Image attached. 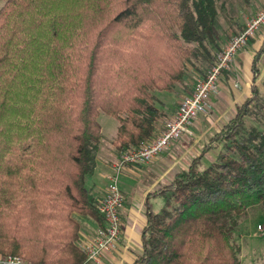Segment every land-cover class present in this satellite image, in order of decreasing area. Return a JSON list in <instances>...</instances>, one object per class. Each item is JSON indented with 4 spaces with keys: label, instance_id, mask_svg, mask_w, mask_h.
Masks as SVG:
<instances>
[{
    "label": "trees",
    "instance_id": "trees-1",
    "mask_svg": "<svg viewBox=\"0 0 264 264\" xmlns=\"http://www.w3.org/2000/svg\"><path fill=\"white\" fill-rule=\"evenodd\" d=\"M216 0H6L0 7V254L29 264H82L77 216L103 226L85 185L101 138L118 121L117 152L138 148L187 62H215ZM264 41L253 58L256 66ZM205 76V75H204ZM264 111L256 85L188 167L152 195L134 264H240L238 220L264 208ZM226 151L205 162L213 144ZM148 206V201H146Z\"/></svg>",
    "mask_w": 264,
    "mask_h": 264
},
{
    "label": "crops",
    "instance_id": "crops-1",
    "mask_svg": "<svg viewBox=\"0 0 264 264\" xmlns=\"http://www.w3.org/2000/svg\"><path fill=\"white\" fill-rule=\"evenodd\" d=\"M242 27L243 25L241 27L236 26L234 30H229L228 33H225L221 37V41H219L220 45L227 42L226 40L231 35L239 32ZM261 35L262 33H259L249 46L235 55L231 69L224 71L219 78L218 91L210 97V108L206 113L197 117L189 126L188 132L184 134L183 138L173 142L165 152L140 168L135 165H127V167L123 168L119 188L124 200L120 211V233L115 248L103 253L98 261L85 260L82 264H134L137 256L143 252L142 230L147 222L148 207L153 212H158L165 203L163 196L152 194L157 192L163 185L168 184L178 171L188 167L190 160L200 152L209 138L220 130L222 125L235 114L237 105L250 96L252 86H257V80L253 83L252 79V65L254 55L264 41V38H262V42L259 44ZM259 61L256 64L257 67L259 66ZM190 70L191 73L187 74L183 83L176 84L173 91L154 92L157 97L156 106L162 112L156 121L154 135L164 129L166 122L175 114L181 99L192 92L195 80L198 81L205 75L199 74L193 68ZM158 95H162V97L160 98ZM213 119L219 124L215 127V132L212 135L210 134L205 144L196 153L192 154L188 159H183L184 164H181L182 162H180L179 158L184 154L186 142L188 143L194 137H199L203 132L202 127ZM106 151L97 149L94 170L86 178L85 185L95 202L105 194L108 183L107 174L111 171V164L118 159L119 152L115 149L114 151ZM146 201H148V206ZM77 217L80 224L77 244L81 248L85 243L92 240L97 228L100 226L90 217Z\"/></svg>",
    "mask_w": 264,
    "mask_h": 264
},
{
    "label": "built area",
    "instance_id": "built-area-1",
    "mask_svg": "<svg viewBox=\"0 0 264 264\" xmlns=\"http://www.w3.org/2000/svg\"><path fill=\"white\" fill-rule=\"evenodd\" d=\"M263 28L264 3L245 20L242 29L222 46L215 62L208 68L205 76L197 81L192 92L181 99L175 114L166 122L164 129L138 148L119 152L117 162L111 165V172L107 175L105 194L96 202V208L103 218V226L97 228L92 240L81 247L86 260L98 261L103 253L115 248L120 233V211L124 200L119 188L122 169L127 165L144 164L153 160L188 132L189 126L197 117L210 108V97L218 91L221 74L231 69L235 55ZM0 264L29 263L18 256L0 254Z\"/></svg>",
    "mask_w": 264,
    "mask_h": 264
},
{
    "label": "rangeland",
    "instance_id": "rangeland-1",
    "mask_svg": "<svg viewBox=\"0 0 264 264\" xmlns=\"http://www.w3.org/2000/svg\"><path fill=\"white\" fill-rule=\"evenodd\" d=\"M5 1L6 0H0V7L3 5ZM263 3L264 0H216L217 18L215 24V32L218 35L217 37L218 49L215 52V54H217L219 50L222 48V46L226 43L225 42L224 44L220 45L219 41H221V37L225 33H228L229 30H234L236 26L241 27L242 25H244L245 20L253 13L258 11L262 7ZM259 33H262L261 40L259 43L261 44L262 38H264V28L260 30L256 34V36L248 42V44L245 47L249 46ZM258 65H259L258 66L259 75L256 82L259 89V97L264 102V55L261 56ZM187 66H188L187 73H191L190 69L193 68L199 74L200 73L206 74V71L209 68V66L205 62L196 61V60H193L192 62L190 61L187 62ZM196 83L197 80H195L194 84ZM158 96L160 98L162 97V95H158ZM256 121L257 120L255 119V117L245 118L244 129L242 132L246 134L248 131V127L250 125H253L258 129L264 128V111H262L261 117L258 120L260 122L258 123ZM97 122L100 125V128H102L101 138L97 149L99 151L101 150L114 151L112 141L115 138L118 121L115 118L100 111L97 117ZM217 125L219 124L218 122H215L214 119L209 120L208 123L204 127H202L203 132L200 134L199 137H194V139H191L188 143L186 142L184 154L179 158L180 162H182L181 164H184L183 159H188L192 154L196 153L202 145L205 144L207 139L210 137V134L212 135L215 132L214 130L216 129L215 127ZM183 136L181 138H183ZM225 151L226 148L223 143L213 144L212 151H210L207 154L205 162L214 161L220 152H225ZM115 162H117V160ZM147 163L138 164L135 166L137 168H140L141 166ZM130 168H134V167H130ZM121 173L119 175V182H120ZM263 230H264V208L257 206L249 208L247 211V215L238 220V225L232 231V242L240 247V252H239L240 264H264V231Z\"/></svg>",
    "mask_w": 264,
    "mask_h": 264
}]
</instances>
